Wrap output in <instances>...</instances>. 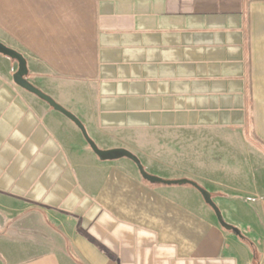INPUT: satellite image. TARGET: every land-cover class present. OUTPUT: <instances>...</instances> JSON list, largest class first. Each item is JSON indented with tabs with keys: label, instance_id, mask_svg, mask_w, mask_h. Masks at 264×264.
<instances>
[{
	"label": "crops",
	"instance_id": "1",
	"mask_svg": "<svg viewBox=\"0 0 264 264\" xmlns=\"http://www.w3.org/2000/svg\"><path fill=\"white\" fill-rule=\"evenodd\" d=\"M0 43L99 149L241 233L98 160L0 55V205L44 211L0 225V264H255L242 238L264 264V0H0Z\"/></svg>",
	"mask_w": 264,
	"mask_h": 264
},
{
	"label": "water",
	"instance_id": "2",
	"mask_svg": "<svg viewBox=\"0 0 264 264\" xmlns=\"http://www.w3.org/2000/svg\"><path fill=\"white\" fill-rule=\"evenodd\" d=\"M0 55L9 58L10 60L14 61L17 65V70L12 75L13 83L21 88L22 90L33 94L40 100L46 102L54 111L62 114L67 119H69L80 131L83 139L85 140L87 146L92 151V153L97 157L98 160L102 162H109V161H117L120 159H128L130 160L137 168L139 175L141 178L151 184V185H190L193 188H195L200 195L203 198V201L207 206L211 208L213 211L215 218L218 222V224L226 231L232 232L235 236L241 237V233L239 230L234 228L231 225H228L224 222L221 213L219 212L218 208L215 206V204L212 202L210 194L199 187L197 184L188 181V180H163L159 177L152 176L148 174L145 169L143 168L142 164L140 163L139 159L133 155L132 153L123 150V149H112V150H101L99 149L95 143L89 138L84 126L82 123L70 112L66 111L64 108H62L60 105H58L53 99H51L49 96L45 95L43 92H41L39 89L35 88L33 85H31L26 77H27V65L26 60L23 58L22 55H20L18 52H16L13 49H10L3 44L0 43Z\"/></svg>",
	"mask_w": 264,
	"mask_h": 264
},
{
	"label": "rangeland",
	"instance_id": "3",
	"mask_svg": "<svg viewBox=\"0 0 264 264\" xmlns=\"http://www.w3.org/2000/svg\"><path fill=\"white\" fill-rule=\"evenodd\" d=\"M0 204H5V202H0ZM33 209L38 210V211H41L38 208H29V207H26V205H24V204L23 205H19L18 207L14 208V210H12V211L9 210V209L7 210L5 208H2L1 205H0V225H2V226H8V228L10 226H13L14 224H16L18 222H21L20 223L21 224L20 226H23V227L25 225H28V224L31 225V222L30 221L33 218L28 217V215H29L28 213H30V211H33ZM41 212H44V211H41ZM44 214H45V216L43 217V222H44L45 226L49 230H51L53 232H56L57 234H60V226L58 225V223L55 220V219H57L56 218V215L54 214V217H50L49 216L50 213H46L45 212ZM50 215H52V214H50ZM24 218H28V219L26 221L22 222L21 220H23ZM66 250H67V254L69 256L74 257V253H73V250H72V248H71L70 245L67 246V249Z\"/></svg>",
	"mask_w": 264,
	"mask_h": 264
},
{
	"label": "trees",
	"instance_id": "4",
	"mask_svg": "<svg viewBox=\"0 0 264 264\" xmlns=\"http://www.w3.org/2000/svg\"><path fill=\"white\" fill-rule=\"evenodd\" d=\"M242 240H243L244 242H247V243L249 244V247L251 248V251H252V253H253V263L256 264L257 261H258V252H257L256 248L252 245L251 242H249V241L246 240L245 238H242Z\"/></svg>",
	"mask_w": 264,
	"mask_h": 264
}]
</instances>
